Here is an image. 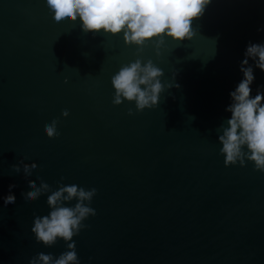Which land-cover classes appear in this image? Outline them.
I'll return each instance as SVG.
<instances>
[{
    "label": "water",
    "instance_id": "95a60500",
    "mask_svg": "<svg viewBox=\"0 0 264 264\" xmlns=\"http://www.w3.org/2000/svg\"><path fill=\"white\" fill-rule=\"evenodd\" d=\"M258 28L264 0H211L190 40L163 37L157 55L153 38L138 53L123 33L55 22L46 0H0V264L67 250L31 233L51 193L29 203L21 193L41 180L97 189L96 215L73 237L79 264H264V173L248 161L225 167L218 142L246 45L264 43ZM136 59L172 85L140 112L112 103V77ZM253 74L251 97L264 92V72ZM53 119L60 135L49 139ZM21 160L37 165L27 178L11 169ZM10 184L15 203L5 206Z\"/></svg>",
    "mask_w": 264,
    "mask_h": 264
},
{
    "label": "clouds",
    "instance_id": "9594fccd",
    "mask_svg": "<svg viewBox=\"0 0 264 264\" xmlns=\"http://www.w3.org/2000/svg\"><path fill=\"white\" fill-rule=\"evenodd\" d=\"M210 3L211 0H46L55 22H75L79 17L81 30L85 33L95 34L101 30L112 35L123 33L124 44L135 45L138 53L146 46V42L156 38L153 43L157 55L164 44L163 37L176 42L190 40L194 35L192 22L204 15ZM257 31H264V28H258ZM243 56L239 66L243 78L235 90L229 93L231 103L225 109L231 113V117L226 120V127L222 124L218 128L222 132L218 135V142L222 145L219 152L224 156L225 167L237 164L244 167L248 161L253 163L254 171L264 173V92L258 88L256 95L250 96V85L255 79L253 66L264 72V43L249 42ZM249 59L254 65H249ZM162 76L163 71L151 60L142 63L136 59L122 65L111 79L113 105H120L122 100H126L135 102L137 112L155 108L159 94L172 87L161 83ZM175 87L179 85L175 84ZM68 114L67 110L61 112L62 117ZM132 114L129 109L128 115ZM58 123L57 119H53L44 126V134L49 139L60 135ZM21 167L25 178L37 170L35 163L26 164L23 160L12 165L11 169L19 173ZM63 179L60 178L61 181ZM14 187L16 185L10 184L9 194L2 197L5 206L15 203V196L11 193ZM28 188L30 191L21 193L26 203L51 193L46 199L49 213L45 216L34 215L30 230L35 242L51 247L57 239H61L67 248L56 258L50 253H38L28 264H79L73 237L88 227L83 223L84 220L96 215L95 209L89 205L97 189L86 190L76 184L57 182V189L53 191L42 180L39 186L35 181H29ZM73 200L74 206H66Z\"/></svg>",
    "mask_w": 264,
    "mask_h": 264
}]
</instances>
